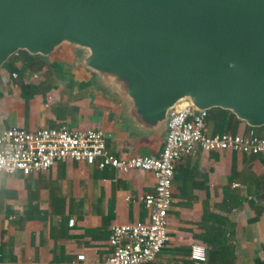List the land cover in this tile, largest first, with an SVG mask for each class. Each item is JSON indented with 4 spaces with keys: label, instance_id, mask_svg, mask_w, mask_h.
Masks as SVG:
<instances>
[{
    "label": "crops",
    "instance_id": "obj_1",
    "mask_svg": "<svg viewBox=\"0 0 264 264\" xmlns=\"http://www.w3.org/2000/svg\"><path fill=\"white\" fill-rule=\"evenodd\" d=\"M26 53L4 64L0 131L99 128L119 159L161 151L164 141L118 124L108 89L89 74L46 57L29 60ZM231 114L223 123V110H211L203 131L248 136L249 126ZM155 184L151 171L119 172L73 160L29 175L0 172V264H102L111 253L112 224L149 222L141 199ZM166 233L149 264H264V154L198 149L176 160ZM193 243L205 247L204 261L190 258ZM78 254L84 259L73 263Z\"/></svg>",
    "mask_w": 264,
    "mask_h": 264
},
{
    "label": "water",
    "instance_id": "obj_2",
    "mask_svg": "<svg viewBox=\"0 0 264 264\" xmlns=\"http://www.w3.org/2000/svg\"><path fill=\"white\" fill-rule=\"evenodd\" d=\"M21 50L89 74L149 139L181 103L264 126V0H0V76Z\"/></svg>",
    "mask_w": 264,
    "mask_h": 264
},
{
    "label": "built area",
    "instance_id": "obj_3",
    "mask_svg": "<svg viewBox=\"0 0 264 264\" xmlns=\"http://www.w3.org/2000/svg\"><path fill=\"white\" fill-rule=\"evenodd\" d=\"M15 75V73H13ZM209 109L192 111L178 104L169 112L167 135L157 155H134L126 159L115 157L105 145L104 131L99 128L69 129L66 125L54 128L26 130L10 126L0 131V172L24 175L48 169L55 161L73 160L99 169L112 168L119 172L151 171L156 179L154 190L142 197L149 211L148 223L119 224L109 228L111 253L102 264H149L167 240V211L171 200V179L174 162L198 149L231 150L252 155L264 154V136L252 128L243 137L237 133L207 135L203 123ZM71 226L73 220L69 219ZM190 258L204 261L205 247L193 243ZM84 259L78 254L73 263Z\"/></svg>",
    "mask_w": 264,
    "mask_h": 264
},
{
    "label": "trees",
    "instance_id": "obj_4",
    "mask_svg": "<svg viewBox=\"0 0 264 264\" xmlns=\"http://www.w3.org/2000/svg\"><path fill=\"white\" fill-rule=\"evenodd\" d=\"M21 51H23V50H21ZM26 55H27V57H28L29 60H38V59H42L39 55H30V54H27V53H26ZM213 109L223 110V109H220V108H211V109H209V114H210L211 110H213ZM223 112H224V115L221 117V121L224 123L225 115H226V114H231V113H230L229 111H227V110H223ZM231 115H232V114H231ZM233 116H234V115H233ZM249 128L252 129L251 127H249ZM262 128H264V126H261V127H259V128H253V129L256 131V133H257L259 136H264V134H262V133L260 132V130H261ZM222 132H225V131L221 130L220 133H222Z\"/></svg>",
    "mask_w": 264,
    "mask_h": 264
}]
</instances>
